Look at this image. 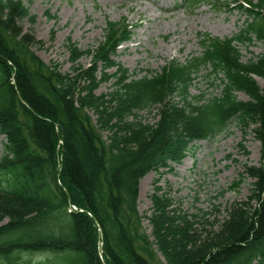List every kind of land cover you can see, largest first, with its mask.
I'll return each instance as SVG.
<instances>
[{
  "label": "trees",
  "instance_id": "obj_1",
  "mask_svg": "<svg viewBox=\"0 0 264 264\" xmlns=\"http://www.w3.org/2000/svg\"><path fill=\"white\" fill-rule=\"evenodd\" d=\"M232 1L184 4L225 9ZM241 9L250 21L239 33L224 40L207 35L200 55L141 76L111 58L132 27L107 22L103 39L88 51L96 62L72 75L33 50L38 40L21 21L34 23L36 15L24 1L0 0V219H6L0 264H29L19 262L21 254L40 252L60 256L55 264H264V87L257 80H264V52L244 60L236 47L254 40L264 46V0ZM69 46L76 61L82 52ZM207 66L210 75H222L221 89L193 95ZM112 67V89L96 95ZM169 96L179 100L169 103ZM153 109L155 123L136 120ZM231 121L261 142L260 164L245 168L254 179L248 200L232 203L219 228L205 233L197 225L202 216L176 206L158 186L150 214H141V178L171 170L194 142Z\"/></svg>",
  "mask_w": 264,
  "mask_h": 264
},
{
  "label": "rangeland",
  "instance_id": "obj_2",
  "mask_svg": "<svg viewBox=\"0 0 264 264\" xmlns=\"http://www.w3.org/2000/svg\"><path fill=\"white\" fill-rule=\"evenodd\" d=\"M23 1L36 15V20L32 23L26 18L21 21V26L37 38L33 50L45 64L72 75L77 73L78 66H91L96 60L88 51H92L103 39L107 22L124 21L128 29L132 27L131 37L117 48L111 58L129 69L130 73L141 76L145 73L143 70L160 71L168 61L184 62L192 55H200L203 51L202 38L207 35L224 40L239 33L250 21L248 13L241 8L256 5L259 0L232 1L228 9H213L205 4L190 11L181 5L183 0ZM71 43L77 46L78 52H82L76 61L72 60ZM236 47L244 60L264 52V46L258 40L252 44L239 42ZM98 65L100 69V63ZM210 70V66L202 68L191 87L193 95L220 91L222 75L215 78L210 75ZM106 72L108 80L100 83L95 90L96 95L107 93L113 87L114 68ZM257 80L264 87V80L259 77ZM238 96L243 100L248 98L243 92H238ZM167 100L173 103L179 97L169 96ZM89 114L96 124V114L92 111ZM156 114L157 109L142 111L135 118L153 124L157 121ZM4 143V136H0V156L4 152ZM260 154L261 142L252 129L245 130L231 121L215 136L194 142L186 157L171 164V170L162 168L142 177L139 212L150 214V194L158 186L160 193L171 198L176 206L189 214L202 216L197 224L199 231L205 233L212 228L217 229L232 203L248 200L254 179L245 172V168L246 165H259ZM5 221L0 219V225ZM144 226L148 232L151 231L147 219ZM59 259L60 256L48 252L22 253L19 262L55 264Z\"/></svg>",
  "mask_w": 264,
  "mask_h": 264
}]
</instances>
